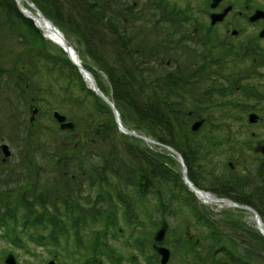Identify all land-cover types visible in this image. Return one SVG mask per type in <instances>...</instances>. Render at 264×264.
Segmentation results:
<instances>
[{
    "label": "trees",
    "instance_id": "obj_1",
    "mask_svg": "<svg viewBox=\"0 0 264 264\" xmlns=\"http://www.w3.org/2000/svg\"><path fill=\"white\" fill-rule=\"evenodd\" d=\"M30 1L61 30L68 34L75 31L81 37L87 55L98 70L107 75L111 92L101 83V76L93 66L85 61L84 66L114 102L124 124L177 149L185 159L190 178L202 189L222 186L231 193L217 192L219 196L254 207L264 220V162L255 168L262 187L253 183L255 191L251 199L246 187L250 184L247 174L229 175L235 170L224 161L226 157L222 159L225 153L239 148L243 153L237 159H243L246 171L252 170L254 164L249 162V168L243 158L250 152H246L247 146H232L229 138L220 141L219 136L213 137L212 133L191 130L189 111L198 115L204 105L193 96L203 98L212 92L190 93L191 106L180 89L187 84L186 80L170 82V67L165 60L168 54L155 55L156 44L170 45V39L165 43L162 35L170 37L169 0H155L152 5L144 6L148 14L147 20L143 18L144 27L125 22L129 13L118 12L121 4L118 1ZM124 3V8L130 7ZM71 6L77 10V15L69 12ZM0 12V26L10 28L9 42L13 41L7 50L0 45V95L4 90L12 92L21 104L25 93L31 97L30 104L42 94L47 96L46 104L38 109L29 126L22 119L18 122L19 131L25 134L20 140L26 146L22 151L24 155L11 157L6 164L0 161V232L2 230L10 239L18 258L27 257L22 250H29L28 245L36 241L45 244L49 254L57 253L86 264L96 259L120 263L126 255L120 250L118 254L122 255L116 257V247L110 244L123 235L137 252L131 254V261L136 263L144 257L148 264H160L152 249L154 236L170 216L178 218L182 214L186 216L185 228L194 226L199 233L193 237L187 234L188 237L171 238L172 231L168 230L164 244L171 248L174 256L177 251L184 254L178 264H253L238 251L239 239L222 232L223 222L216 218L218 215L207 206L201 205L199 209V201L179 179V172L174 171L170 176L171 168L164 153L142 145V139L120 133L110 107L88 88L78 68L62 49L52 52L50 41L21 14L15 0H0ZM150 25L152 27L148 28ZM100 26L106 37L103 33L100 38L98 30L93 28ZM15 34L17 39H24L26 48L17 50L20 45L14 41ZM9 56L14 60L10 62ZM41 71L48 77L46 93L41 90ZM60 80L69 84L75 82L84 93L83 99L78 101L85 105L73 100L74 104H80L83 112L74 121L73 130L40 125L39 116L46 115L50 123H56L52 110L66 112L62 106L65 102L52 104L51 95L55 94L52 88L58 86ZM254 97L263 99L257 91ZM76 133L87 141H76L73 137ZM213 152L222 159L225 172L221 174L211 167ZM234 211L241 212L235 208ZM252 240L258 243L257 251L264 261V237L253 232Z\"/></svg>",
    "mask_w": 264,
    "mask_h": 264
},
{
    "label": "flooded vegetation",
    "instance_id": "obj_2",
    "mask_svg": "<svg viewBox=\"0 0 264 264\" xmlns=\"http://www.w3.org/2000/svg\"><path fill=\"white\" fill-rule=\"evenodd\" d=\"M115 1L121 2L118 12L129 13L126 14L125 22L132 21L135 24L140 22V7L143 6L146 9L144 6L152 5L155 0H143L142 4H138L140 1L137 0H107L109 3ZM169 1V52L167 53L160 44H156L154 50L157 53L155 55L161 54L163 57L166 53L170 55L166 62L170 67V82L172 79H176L179 83L186 80L187 84L181 85L180 89L185 93L187 102L192 100L190 93H221L223 97L218 101L224 106L227 105L226 114L229 117L232 116L233 122L244 125L250 136L246 145L251 153L257 154L252 170L249 161L246 160L250 168L246 171L250 180V184H247L246 187L250 198L254 199L255 187L253 183L256 182L257 187H262L256 169L260 163L264 162V153H256V148L259 145H264V101H254L256 99L254 97L255 90L262 92V94L259 92L257 94L264 99V0ZM124 2L130 7L124 8ZM156 12L159 11L156 10ZM158 16L161 17V15ZM203 87L206 90L202 91ZM197 91L199 92L197 93ZM229 91L232 93L234 91L232 96L228 95ZM202 97L206 100L208 96L203 95ZM212 106L213 104L210 105V107ZM203 108L204 106L201 107L202 112H197L199 116L193 111L189 112L190 125L201 120V130L206 128L207 124L215 123L211 122L209 118H205L206 114L203 113ZM252 115L257 116L253 121H251ZM219 128L218 125L217 129ZM215 131L211 135L213 137L220 136V133H215ZM1 137L3 136L0 134V143L4 139ZM239 144L244 145V143ZM4 145L11 150L10 145L2 143L0 144V155L4 153ZM9 159L3 155L1 162L6 164ZM230 165L233 169V164L230 163ZM234 177L237 176L234 175ZM231 190L238 191V189L232 188ZM210 191L215 195L217 192L231 193L230 190L222 186L214 187ZM7 254L4 256L6 257ZM27 254L29 255V253ZM15 257L17 264H22L20 255L18 258L15 254ZM158 258L160 262V257L158 256ZM3 263L5 264V261ZM106 263L124 264V261L119 263L108 260ZM106 263L104 260L96 259L91 264ZM28 264H32V262L29 261ZM42 264H86V262L72 260L56 253L50 254L47 260L42 261Z\"/></svg>",
    "mask_w": 264,
    "mask_h": 264
},
{
    "label": "rangeland",
    "instance_id": "obj_3",
    "mask_svg": "<svg viewBox=\"0 0 264 264\" xmlns=\"http://www.w3.org/2000/svg\"><path fill=\"white\" fill-rule=\"evenodd\" d=\"M73 1V0H71ZM140 1L138 4H142L143 0H137ZM32 2V1H31ZM76 2V1H75ZM197 3H199V1H196ZM69 3V2H68ZM73 6V5H72ZM72 6L70 7V13L74 15V13H76L77 15V10H75L74 8L72 9ZM68 7V5H67ZM83 10V9H82ZM140 12V21L141 22H136L134 25L138 26V27H144V25H142L143 22V18L145 17V19L147 20V16L148 14H146V10L144 9L143 6L140 7L139 9ZM74 11V12H73ZM1 14V12H0ZM92 16V15H91ZM75 17V16H74ZM76 19V18H75ZM95 19V17H94ZM96 20V19H95ZM100 23L102 22L101 20H98ZM151 24V23H150ZM103 26V25H102ZM152 27L151 25L148 26V28ZM23 28V27H22ZM96 31L98 30V35L100 38H103L104 33V29L100 27H93ZM23 30V29H22ZM154 30V28H152V31ZM24 31V30H23ZM61 32L63 34H65L70 42L72 43L74 49L79 53V55L81 56L82 61L88 63L94 70L98 71V73L101 76V83L104 85V87L106 88L107 91L111 92V88L109 86V81H108V77L107 75L98 70V68L96 67L95 63L93 62V60L87 55L86 51H85V45L81 39V37L76 34V32H72V34H68V32L61 30ZM104 33V34H103ZM165 37V43H167L170 39V37H166L165 33L162 34ZM107 35L105 34V37ZM159 36V35H158ZM12 38L11 35V31L10 28L7 25H2L0 26V45L1 48L3 49H10L11 46L13 45V41L10 43V39ZM162 38V36H161ZM160 38V39H161ZM99 39V38H98ZM156 39V38H155ZM14 41L18 42L20 46L17 47V50H22L23 48H26L27 45L24 42V39H17V34L14 35ZM110 41V40H109ZM50 49L52 50V52L57 53L59 49H61L57 44H55L54 42L50 41ZM169 46L170 45H164V50L168 53L169 52ZM10 47V48H9ZM104 51V49H103ZM169 54L166 56L165 60L167 61L169 58ZM15 58V57H14ZM18 59H20L21 57H16ZM9 60L10 62L12 60H14L11 56H9ZM42 63H45L43 61H41ZM15 64V63H14ZM14 64H12L11 66H14ZM5 66V64H3ZM45 65V64H43ZM44 69V67L42 68V70ZM41 75V79L43 80V86L41 87V90H43L45 92L46 87V80H47V75L45 73V71L42 73V71L39 73ZM52 75V74H50ZM51 79V78H49ZM60 84H58V86L52 88V90L55 92V94L51 95V98L54 97V103H52L53 105H58V104H62V101L65 102L62 104V106L66 109L67 113H71V116H69V114H67L64 111H61L59 109V112L61 111L62 114L66 115L68 117V120L70 121H76V118H78L79 116H81L83 114L82 107H79L78 105L83 104L85 105V103H80L78 100L83 99V94L79 88L76 86L75 82L69 84V82H65L60 80L59 81ZM227 85H229V83L226 82ZM50 89V88H47ZM202 91L206 90V88H202ZM229 90H231V88H229ZM201 91V92H202ZM232 91V90H231ZM229 91L227 92L229 96H232L233 93ZM257 91V90H255ZM199 91H197L198 93ZM259 91H257L258 93ZM46 93V92H45ZM260 94H262V92H259ZM69 94V96H68ZM46 95V94H45ZM40 96L37 98L36 101H34L32 104H30V95L28 93H25V97H24V102L21 104L20 100L12 93V92H8L6 90H4V92L2 93V95H0V134L3 136L1 138H4L1 140V143H7L8 145H10V149L12 152V158H20L21 156L24 155V153H22V151L26 150V146L25 143L23 142L21 144V139L22 137L25 136V134L23 132L19 131V127H18V122L20 119H22V122L25 123L26 126H29L31 123V119L34 118L35 119V115H33V111L35 110V108H43V106L46 104V97L47 96ZM74 95L75 98H71V96ZM205 96H208L206 100H204L203 98H201V96L199 95H194V99L201 101L202 104H204V108H203V113H205V118H209L211 122H215V123H211V124H207L206 128H203L200 131V134L203 133H212L215 130V133H220L219 139L220 141H224V140H228V138L230 140H232V146L233 145H239V143H246L247 144V139L250 137L248 134V131L245 130L244 125L242 124H237L235 122H233V118H231L232 116L230 115V117L226 114L227 112V105H222L221 103H219L218 100L221 99V97H223V95L221 93H216V94H207ZM48 98H50V96H48ZM64 99V100H62ZM71 102H70V100ZM76 103H80V104H74V101ZM192 101V100H191ZM255 102L257 101H264V99L259 100V99H254ZM87 103H90V100L87 101ZM188 104H190L191 106L193 105L190 100H188ZM212 107H210V105H212ZM264 105V102H263ZM17 106V109H16ZM32 106V107H31ZM15 109H14V108ZM53 111L52 110V118H53ZM200 112H202V109L199 108ZM264 112V111H263ZM82 113V114H80ZM54 119V118H53ZM39 120H40V125H51L55 128H59V124L56 123H50L49 120L46 115H42L39 116ZM226 123V124H222V123ZM124 124V122H123ZM213 124V125H212ZM218 124L221 125V127L219 129L218 128ZM126 127H128L130 130L136 131L134 130V128L130 127L127 124H124ZM138 134L143 135L141 133H139L138 131H136ZM145 136V135H143ZM73 137H76V141H82L85 142L87 141L85 138H83L82 136H80L79 133H76ZM152 139V138H150ZM61 141V140H60ZM217 141V140H216ZM11 142V143H10ZM20 144V145H19ZM147 146L148 148L153 149V151L155 152H161L165 154V157L168 159V163H169V167L171 168V174L170 176L174 173V171H176L177 173L179 172L180 177L179 179H181L183 181V168L181 166L180 161L171 155V153H169L167 150H165L164 148H157L156 146H153V144L147 143L145 141L142 142V145ZM233 151L225 153V155L222 157L225 158L224 161H226V163L230 164L229 162L231 161L230 159H232L233 161L236 162H232L233 163V170L235 173H231L229 172V175H235V176H240L243 173L247 174L246 170H245V166L243 164V159L238 160V155H240V153L242 154L243 152L238 148L232 149ZM237 151V152H236ZM249 151L248 147L246 148V152ZM253 153L251 152H247L243 158H246V160H248L251 164H255L256 163V158L253 155L254 158H252ZM213 159H212V163H211V167L213 170H215V172H217L218 174H221L223 172H225L224 166L221 164L222 159L219 158L217 156V154H215V152H213L212 154ZM3 155H0V158L2 159ZM0 159V161H1ZM237 159V160H236ZM232 171V172H233ZM244 171V172H243ZM190 172V171H188ZM201 205L199 206V209L201 210ZM209 209H211L214 213V215H218L216 218H219L222 220V225L221 228L223 229L222 232L229 235V236H234L235 238L239 239V243H240V247H239V252L241 254H245L247 257H249L248 259H250V261L253 264H264L263 261V255H259L260 251H257L259 249L258 243L255 242L254 240H252V233H259V230L257 228V223L255 220V217L253 214H251L250 212H246L241 210V212H235L234 208L227 206L225 204H210L207 205ZM223 211V212H222ZM222 212V213H221ZM141 219V218H140ZM186 216H183L182 214L178 215V218H174V216H170L168 222L170 224V229L172 231V237L174 238L176 235H181L183 237H188L187 234L192 235L191 237H193V234H198L199 231L197 230L196 227L192 226L189 227V229L185 228V222H186ZM189 222V221H188ZM170 234V233H169ZM170 238V236H169ZM9 242H7V241ZM127 236H123L121 235L120 238H118L117 240H112L110 244L113 248L114 246L116 247V257L121 256L120 254H118V251H122L123 255H126V259L124 260V264H148L146 259L144 257H140L139 262L136 263H132V261L130 260L131 258V254L136 252L134 247H131L128 243H127ZM12 242L10 241V239L8 237H6V235H4L3 231L1 230L0 232V264H2L5 260V254L6 252L9 253L10 249H12ZM29 250L31 251L29 253V255L26 253V251L22 250L24 252V254L27 256L25 257L24 255L21 256V262L22 264H28L29 261L32 262V264H36L37 262H39V260L45 261L47 260L46 257V249L45 247H40L38 246V244H36V242H32L30 245H28ZM137 249V248H136ZM177 250V249H176ZM19 252V250H17ZM248 252H251L250 254H247ZM13 253V252H12ZM137 253V252H136ZM8 255V254H7ZM180 255V256H179ZM183 253H179L178 251L176 252L175 256L173 255L172 257V263L170 264H178L180 263V258L183 257ZM2 256V258H1ZM44 258V259H41ZM2 261V263H1ZM4 264V263H3ZM40 264V263H39Z\"/></svg>",
    "mask_w": 264,
    "mask_h": 264
},
{
    "label": "water",
    "instance_id": "obj_4",
    "mask_svg": "<svg viewBox=\"0 0 264 264\" xmlns=\"http://www.w3.org/2000/svg\"><path fill=\"white\" fill-rule=\"evenodd\" d=\"M15 1L17 3L18 9L22 13V15L26 19L31 20L36 27H38L42 32H44L43 29L40 28V26L37 25L36 17L34 15L27 14L25 8L22 7V5L20 4L19 0H15ZM26 2H27L28 7L31 10H33L34 12H36L39 18H42L43 20H45L46 23H48L50 29H52V32H56V33L59 34L60 38L62 39V41L64 42L65 45L64 44H60V43H57V44H59L63 48V50L67 54L68 58L78 68V70H79L80 74L82 75V77L84 78V80L87 82L86 77L88 76L90 78L92 84H91V86H89V88L92 91H94L96 93V95L99 96L104 102H106V104H108V106L111 108V110H112V112L114 114L118 129H119V131L121 133L126 134L128 136L136 137V138L142 139V140H144V141H146L148 143L156 144L158 146H162V147L166 148L168 151H170L172 154H174L179 159V161L181 162V164L183 166L184 181H185L186 185L190 188V190L196 196H197L198 193H200L201 198L199 196H197L200 200H204L206 203H212V202L224 203V204H227V205L232 206L234 208H237V209H240V210H245V211L253 213L254 216H255L256 222H257L258 229L261 231L262 235L264 236V222H263L261 216L259 215V213L255 209H253L252 207L246 206V205H240V204H238V203H236V202H234V201H232L230 199H227V198L216 197V196H214L211 193H208V192H206L204 190H201V189L197 188L190 181V179L188 178L187 168H186V165L184 163L183 157L177 150H175L174 148H172L170 146L163 145L161 143H158V142L150 140V139H148L146 137H143V136H141V135L129 130L127 127H125L123 122H122L120 113L118 112V110L115 107L114 103L101 91V89L99 88V86H98L93 74L90 71H88V70H86L84 68V66L80 63V60H78V59L76 60L75 59L76 57L72 56L73 53H75V52L72 49V47H70L68 45V42L64 38V35L60 31V29L50 19H48L34 3L30 2L29 0H26ZM43 35H44V37L46 39H50L44 33H43ZM35 111H37V110H35ZM53 116L56 119V121L60 124V129L61 130H66V129L73 130L74 129V127H75L74 123L70 122V121H67V117L65 115L61 114L59 111H54ZM255 117H257V116L256 115H252L251 121H253V119ZM201 125H202L201 121L196 122L193 125L192 129L194 131H197L201 127ZM3 150H4V153H5V156L9 157L10 156V152H9L8 146L4 145L3 146ZM256 151L264 153V146L259 145L256 148ZM167 229H168V223L164 222L162 228L156 234L155 240H156L157 243H161L164 240V238L166 236V233H167ZM153 248L161 256V263L162 264H168V262H169V260L171 258V251L167 247L160 246L158 244H155L153 246ZM6 264H17L16 259H15V257L12 254L7 256Z\"/></svg>",
    "mask_w": 264,
    "mask_h": 264
},
{
    "label": "bare ground",
    "instance_id": "obj_5",
    "mask_svg": "<svg viewBox=\"0 0 264 264\" xmlns=\"http://www.w3.org/2000/svg\"><path fill=\"white\" fill-rule=\"evenodd\" d=\"M19 2H20V4L22 5V7L25 8L27 14H29V15H34V16L36 17V19H37V25L40 26V28L43 29V31H44L43 33H44L48 38H50L49 40H51V41L54 40V41L57 42V43L64 44V42H63L62 39L60 38L59 34L56 33V32H52V29H50L48 23H46L45 20H43L42 18H39L36 12H34L33 10H31L29 7L26 6V3H27L26 0H19ZM64 45H65V44H64ZM72 49H73L74 52H75V53H73L72 56L76 57V58H75L76 60H77V59L80 60V63L83 65L82 59H81V57L79 56V54L77 53V51H76L74 48H72ZM83 66H84V65H83ZM84 68H85V67H84ZM85 69L88 70L87 68H85ZM88 71H89V70H88ZM86 80H87V84H88L89 86H91L92 83H91V80H90V78H89L88 76L86 77ZM197 195L201 198L200 193H198ZM202 203H203V204H206V202H205L204 200H202ZM207 204H209V203H207Z\"/></svg>",
    "mask_w": 264,
    "mask_h": 264
}]
</instances>
